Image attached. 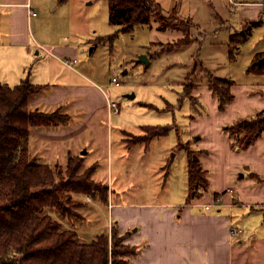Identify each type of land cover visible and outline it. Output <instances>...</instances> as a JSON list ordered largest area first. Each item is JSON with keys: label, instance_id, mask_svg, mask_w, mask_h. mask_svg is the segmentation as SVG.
I'll use <instances>...</instances> for the list:
<instances>
[{"label": "crops", "instance_id": "crops-1", "mask_svg": "<svg viewBox=\"0 0 264 264\" xmlns=\"http://www.w3.org/2000/svg\"><path fill=\"white\" fill-rule=\"evenodd\" d=\"M49 1L0 0V83L15 86L27 78L31 84L41 87L30 100L32 109L43 113L59 110L69 117L65 125L30 130L29 151L33 157L50 167L62 168L68 157H79L86 167L96 166L92 179L107 186L106 202L98 197L75 196L88 201L90 215H97L94 222L88 220L87 228L80 229L83 227L72 224L81 240L88 242L87 238L98 235L101 229L110 231L111 227H116L124 236L123 243L135 248V255L127 264H264V187L254 179L248 181L255 190L247 197L238 182L232 183L240 177L239 172L245 170L244 167L241 170L244 163L250 164L252 173L264 175V131L241 155L230 148L227 136L221 133L216 141L217 160L214 158L210 162L203 153L199 160L204 170L209 168L217 172L230 168L233 173L218 176L214 172L209 181L210 192L189 204L185 203L186 197L175 204L121 201L120 196L126 192L125 188L117 190V184L120 186L124 182L111 177L113 153H120L122 162L128 161L129 155L133 151L138 154L141 151L137 152L138 146L145 144H130L124 136L131 133L125 128L127 124L120 120V112L109 113L107 103L115 100L102 84L95 81L93 64L79 55L84 49L77 32L61 38L65 27L70 30V21L52 14L39 17L38 10L45 13L44 4ZM232 1L235 4L229 0L228 3L239 8L229 17L233 22L237 18L238 23L244 24L257 19L264 5L260 0ZM59 5V1H53L51 9ZM29 9L36 15L30 16ZM214 12L222 26L223 23L231 24L228 16L220 14L223 12ZM178 17L183 19L184 16ZM73 60L76 62L72 66L64 64V61ZM256 86L264 91V84ZM236 91L234 82V100L219 114L222 122L219 128L232 123L238 116L249 117L264 108V95H254L248 105L235 108ZM140 106L150 108L143 103ZM152 109L165 111L157 106ZM182 134L179 138L184 144L191 145L197 139L201 141L193 134L187 137ZM160 138L153 140L159 142ZM175 138L168 151L178 146L176 134ZM255 155L260 157V170L253 165ZM158 157L157 165L164 169L165 164L161 163L166 159V153ZM99 158L106 165L107 180L99 178ZM241 206L240 215L238 209Z\"/></svg>", "mask_w": 264, "mask_h": 264}, {"label": "rangeland", "instance_id": "rangeland-1", "mask_svg": "<svg viewBox=\"0 0 264 264\" xmlns=\"http://www.w3.org/2000/svg\"><path fill=\"white\" fill-rule=\"evenodd\" d=\"M53 1L60 3L54 10L51 9ZM155 1L165 11H170L173 6H177V16H184L183 19L192 18L191 28L186 29L189 30V38L184 39L189 41L187 45L173 47L169 50L171 44L181 38L184 33L169 27L160 28L159 21L155 18H152L148 25L135 27L132 32H118L112 40L110 37L116 34L118 27L108 23L109 10L106 0H50L48 4H44L45 13L40 10L38 12L39 17L42 18H45L44 14H52L57 17H66L70 21V30L69 27H65L61 38L69 37L77 32L76 36L80 38L84 49V52L79 55L87 59L86 62L93 64L96 72L95 81L102 84L107 94L120 104V120L127 124L125 128L131 133L124 136L129 143L134 144L139 141V139L132 138L133 135H145L142 127L140 128L143 125L176 124L180 138L181 134L185 133L186 137L193 134L195 139H201L200 142L198 139L193 141L194 145L192 142L191 145H185L179 140L178 146L168 151V147L171 148L174 143L176 134L175 129H172L166 135L169 137H159L162 139L159 142L153 140L148 146L139 145L137 152L141 150L140 154L133 151L128 161L125 159L122 162L121 154L113 153L111 177L124 182L120 186L117 184V190L125 188L126 192L120 196L121 201L148 200L175 204L182 202L186 197L185 149L198 148L211 162L218 155L216 141L220 134L227 136L225 127L230 123L219 128L222 123L219 116L221 112L218 110L216 97L207 87L208 81L214 77L233 80L237 87L234 107L238 109L248 105L252 101V96L263 97L264 95V91L257 89L256 86L264 84V77L247 72V67L254 55L264 52V5L259 18L251 20L252 22H245L248 24L246 27L251 29V34L245 41H240L238 32L245 31L244 22L238 23L237 18H234V22L231 20L229 15L239 7L232 6L228 0ZM260 2L264 4V0ZM214 10L224 13H220L221 15L228 16L231 24L223 23L222 26ZM254 23H256L255 26ZM231 39L232 43L238 46L234 60H229L228 45ZM140 55H145L148 63L138 61ZM113 77L120 82L118 86L110 84ZM232 94L234 96V93ZM130 95H133L132 99L129 98ZM140 103L165 108V111L156 112L152 108L146 109L140 106ZM167 103L168 106H166ZM168 141L170 144L167 145ZM164 152L166 159H162L161 164H165V168L159 169L161 165H157L156 159ZM244 152L237 153L241 155ZM252 159L255 163L253 165L260 170L261 161H258L260 157L255 155ZM98 160L99 178L107 180L106 165L100 158ZM238 168H240L239 165ZM206 170L210 181L215 171L209 168ZM241 170L240 177L234 179L232 183L238 182L241 185L240 190H243L244 195L248 197L255 190L248 183L252 180L249 176L252 169L250 164L244 163ZM246 172L247 175H245ZM225 173L233 172L230 168L215 172L218 176ZM257 176L264 179V175L260 173ZM259 185L264 187V183H259ZM115 186L114 183V189ZM73 201L85 206L75 207L76 214L82 217L78 221L74 220V224L76 227H83L80 229L87 228L88 220L94 222L97 215H90L88 201L79 200L75 196ZM241 210L242 206L238 209L240 215ZM64 222L67 223L66 220ZM66 223L64 224L69 226V223ZM111 233L101 229L98 234L107 236L111 243ZM94 237H89L87 240L91 241ZM119 245L126 249L127 245L123 243V240Z\"/></svg>", "mask_w": 264, "mask_h": 264}, {"label": "trees", "instance_id": "trees-1", "mask_svg": "<svg viewBox=\"0 0 264 264\" xmlns=\"http://www.w3.org/2000/svg\"><path fill=\"white\" fill-rule=\"evenodd\" d=\"M106 2L108 23L118 27L116 34L110 37L112 40L118 32H132L135 27L148 25L155 18L160 28L169 27L184 33L169 50L189 43L184 39L189 38L186 29L191 28L192 20L180 19L176 6L165 11L155 0ZM261 15L262 10L258 18ZM247 25L243 26L245 31L238 32L240 41H245L251 34ZM228 46L229 60H234L238 46L232 43V39ZM263 55L264 52L254 55L247 67L248 73L264 77V65L253 64ZM233 85L234 81L227 78L214 77L208 81L207 87L216 97L220 112L234 100ZM40 91L41 87L31 84L27 78L15 86L0 83V264H127L135 255V248L126 246L125 249L119 245L124 236L116 227L110 229L111 243L103 234L96 235L91 241H82L72 227L74 220L81 219L74 211L75 207L83 208L82 204L74 203V196L98 197L106 202L107 186L92 179L96 166L86 167L81 158L68 157L63 168L50 167L31 155L29 135L32 128L57 127L69 121V117L59 110L43 113L31 108V98ZM176 127L175 124L144 126L145 135L132 138L148 145L153 139L166 136L175 129L179 142ZM225 128L230 147L236 152L245 151L264 131V108L255 115L234 120ZM201 153L185 149L186 204L209 190L207 171L199 160ZM249 176L264 183V179L255 173Z\"/></svg>", "mask_w": 264, "mask_h": 264}, {"label": "built area", "instance_id": "built-area-1", "mask_svg": "<svg viewBox=\"0 0 264 264\" xmlns=\"http://www.w3.org/2000/svg\"><path fill=\"white\" fill-rule=\"evenodd\" d=\"M229 1L231 4H235L234 1H232V0H229ZM28 13L30 16L36 15V13L34 11H32L31 9H29ZM75 62H76L75 60H73L71 62L64 61V64L67 66H72L73 64H75ZM110 84L118 86L120 84V82L118 81V79L116 77H113L110 81ZM107 109H108L109 113L118 114L120 112V104L117 101H108Z\"/></svg>", "mask_w": 264, "mask_h": 264}, {"label": "water", "instance_id": "water-1", "mask_svg": "<svg viewBox=\"0 0 264 264\" xmlns=\"http://www.w3.org/2000/svg\"><path fill=\"white\" fill-rule=\"evenodd\" d=\"M138 61L148 63V59H147V57L145 55H140ZM253 64L256 65V66L264 65V55H263V57L257 59ZM129 98L132 99L133 95H130Z\"/></svg>", "mask_w": 264, "mask_h": 264}]
</instances>
